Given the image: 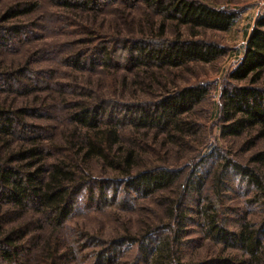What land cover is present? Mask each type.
<instances>
[{
  "label": "trees",
  "instance_id": "obj_1",
  "mask_svg": "<svg viewBox=\"0 0 264 264\" xmlns=\"http://www.w3.org/2000/svg\"><path fill=\"white\" fill-rule=\"evenodd\" d=\"M4 1L0 0V5ZM115 1L126 6L135 2L50 0L67 13H97ZM143 1L164 20L190 31L227 32L237 18L233 11L197 0ZM40 6V0H15L2 11L0 55L14 56L32 40L34 23L13 22L34 14ZM160 27L159 34L164 24ZM75 28L87 37L72 41L73 45L91 43V33L86 32L85 26L78 24ZM153 39L116 42L124 43L120 46L126 53L124 61L134 67L180 68L192 62L212 63L226 54V48L211 42L179 38L168 41L160 35ZM97 52H101L100 64L91 59L92 67H87V60H83L86 53H92L94 58ZM42 54L34 51L27 59L10 61L3 69L1 63L5 62L0 61V93L15 94L21 99L30 97L17 108L7 105L5 97L0 99V264H264V219L250 222L233 208L224 211L237 219L224 218L219 192L216 191L217 198L203 192L205 177L188 181L184 194L177 199L164 200L168 221L165 225L141 221L138 232L127 231L110 240L68 226L73 216L85 209L98 211L115 206L128 211L138 200L162 195L175 187L181 179L179 171L162 166L143 170L136 167L138 152L147 148L145 135L139 133L165 134L171 143L182 145L184 136L197 133L182 116L198 106L208 90L197 85L174 91L153 103L113 104L100 100L83 86L54 83L53 70L48 74L31 68ZM60 62L75 71H94V63L105 69L117 64L111 49L101 44L68 54ZM227 78L247 84L229 83L221 90V136L239 137L252 129L264 135V11L246 35L242 57ZM51 89L62 97L59 104L48 103L46 96L36 99L37 93ZM67 93L76 100H65ZM30 120L66 125L63 141L55 140L53 124ZM126 128L134 135L123 140L126 136L120 131ZM249 161L253 167L234 163L228 166L255 192L254 201L264 208V178L260 175L264 150L256 152ZM93 162L119 176L95 178L90 174ZM188 196L186 205L183 197ZM230 223H237V230H230ZM189 227H195L200 236L189 239ZM201 241L220 246V253L200 262L184 261L185 252ZM134 246L135 258L122 262Z\"/></svg>",
  "mask_w": 264,
  "mask_h": 264
},
{
  "label": "rangeland",
  "instance_id": "obj_2",
  "mask_svg": "<svg viewBox=\"0 0 264 264\" xmlns=\"http://www.w3.org/2000/svg\"><path fill=\"white\" fill-rule=\"evenodd\" d=\"M219 9H228L237 14L232 28L227 32L211 30L190 31L187 27H177L171 20H164L156 11L148 8L143 0L126 5L115 3L106 5L97 13H79L77 11L63 12L50 0H40L41 6L37 12L18 19L21 25L32 26V40L16 51L14 56L0 55L1 69L10 61L18 62L28 58V54L41 51L38 63L31 68L37 71H55L53 82L62 85L83 86L87 91L94 92L102 101L123 106H134L144 103L156 102L161 97L174 91L192 86H204L207 94L202 102L191 112L183 115V119L194 125L196 135L184 136L182 145L171 143L165 134L154 131L143 133L147 148L138 152L136 167L143 170L146 167L162 166L177 170L181 174L179 183L170 191L149 199L138 200L132 209L123 211L115 206L102 210H84L78 212L68 222V226L98 236L103 240H110L129 231L136 233L141 221L156 224H167L166 207L164 200L171 202L184 194V188L188 181L194 178L205 177L204 194L216 197L218 191L222 200V209L233 208L241 217H246L250 222L256 223L264 219V208L259 202L254 201L255 192L247 187L234 173L228 163L253 167L250 158L261 150H264V135L258 129L248 130L239 137H223L220 134V121L218 110L221 103V90L227 84L245 85L247 82L236 83L230 81L227 76L242 57L246 35L251 31L256 18L264 11V0H197ZM15 0H5L0 5V14ZM60 17V18H59ZM62 17L65 21H63ZM86 27V32L91 33V43L72 44L78 38H86V35L77 33L76 25ZM164 29L159 34L160 26ZM172 41L199 40L211 42L226 48V54L216 61L208 64L189 63L180 68H149L144 66H129L124 61L126 53L120 49L116 40L136 42L140 40H154L158 36ZM106 45L113 53V60L117 64L111 68L98 66L101 52L94 55L86 53L83 60H87L86 66L94 59V71H75L62 64L60 60L75 51L90 50L96 45ZM116 52L115 54V51ZM72 52V53H71ZM115 54V55H114ZM2 58V59H1ZM90 58V59H89ZM70 91V90H69ZM67 93L64 99L76 100ZM34 96V95H33ZM37 100L46 96L48 103H60L62 99L54 89L42 91L36 94ZM7 99V105L17 108L22 102L30 101L29 98L21 99L15 94L0 93V99ZM16 99V100H15ZM65 99V100H66ZM86 101H88L86 99ZM24 105V103H23ZM66 114V112H64ZM36 124H53L55 140L62 142L63 131L66 125L54 121L33 120ZM45 126V125H44ZM125 138L134 135L130 128L120 131ZM143 133V134H142ZM90 174L97 179H112L119 176L116 172L102 167L93 162ZM264 178V169L260 171ZM183 192V193H182ZM121 196L118 195V198ZM184 203L189 204V196L183 197ZM166 202V203H167ZM204 204V203H203ZM224 218L236 220L224 211ZM230 230H237V223L228 224ZM188 238L194 239L200 236L195 227L187 228ZM136 247L130 248L122 258V262H131L136 256ZM220 253V246L209 241H201L195 247H190L184 254V261L200 262Z\"/></svg>",
  "mask_w": 264,
  "mask_h": 264
}]
</instances>
